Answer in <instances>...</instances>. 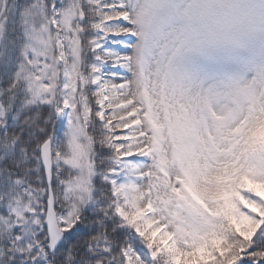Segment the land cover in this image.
<instances>
[{"label": "rangeland", "instance_id": "rangeland-1", "mask_svg": "<svg viewBox=\"0 0 264 264\" xmlns=\"http://www.w3.org/2000/svg\"><path fill=\"white\" fill-rule=\"evenodd\" d=\"M108 1L116 40L105 61L101 94L124 134L129 173L123 188L128 208L141 218L140 233L163 245L169 238L201 240L200 230L245 179L237 225L250 236L264 226V184L246 177L255 165L264 167V0ZM77 17L76 8L60 21L50 16L41 28L28 27L27 58L17 75L69 128L71 154L65 162L79 172L69 191L80 196L59 218L66 227L74 225L85 203L91 148L89 110L80 113L76 104L79 86L86 84L79 40L67 67L60 29L75 38ZM127 35L134 39L126 42ZM121 206L118 201L116 213L123 216ZM123 255L125 264H134L130 249Z\"/></svg>", "mask_w": 264, "mask_h": 264}, {"label": "trees", "instance_id": "trees-1", "mask_svg": "<svg viewBox=\"0 0 264 264\" xmlns=\"http://www.w3.org/2000/svg\"><path fill=\"white\" fill-rule=\"evenodd\" d=\"M53 5L60 16L78 9L73 27L79 26L81 73L88 84L78 89L76 104L79 112L84 108L90 112L91 149L85 203L75 224L63 226L65 239L50 255L44 227L48 186L40 157L43 143L52 138V189L57 212L64 217L78 203L79 192L69 191V185L79 172L65 163L71 154L67 125L59 121L55 107L32 102L28 80L17 75L27 58L28 14L40 26L49 19ZM108 12L106 0H0V108L5 123L0 128V264H125L124 249L133 251L135 264H264V227L246 239L237 229L234 207L224 206L218 220L201 229V240L170 241L167 246L141 237L140 222L130 218L132 211L124 199L126 216L116 214L114 183L117 175L124 176L123 147L116 123H108L113 116L102 109L105 100L96 85L101 60L109 55L103 48L112 33ZM261 157L264 164V145ZM18 212L23 213L21 218Z\"/></svg>", "mask_w": 264, "mask_h": 264}, {"label": "water", "instance_id": "water-1", "mask_svg": "<svg viewBox=\"0 0 264 264\" xmlns=\"http://www.w3.org/2000/svg\"><path fill=\"white\" fill-rule=\"evenodd\" d=\"M42 156V163L45 169V176L48 182V185L51 186L52 183V172H53V164H52V152H51V142L48 141L45 143L41 150ZM55 204L53 194L50 191L49 200H48V208H47V215H46V227L48 231V239L49 245L48 249L50 253H53L58 246L62 243L64 235L61 232L58 226L57 215L55 212Z\"/></svg>", "mask_w": 264, "mask_h": 264}]
</instances>
